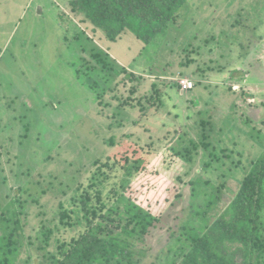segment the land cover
Returning a JSON list of instances; mask_svg holds the SVG:
<instances>
[{
    "label": "rangeland",
    "instance_id": "1",
    "mask_svg": "<svg viewBox=\"0 0 264 264\" xmlns=\"http://www.w3.org/2000/svg\"><path fill=\"white\" fill-rule=\"evenodd\" d=\"M67 1L0 0V204L32 180L50 182L41 202L47 220L55 219L94 161L115 154L131 135L152 164L166 166L161 174L169 182L186 172L177 183L180 203L148 239L144 264H154L172 227L201 201L198 178L241 180L263 153L264 0H188L149 44L130 31L109 41ZM185 79L195 86L180 91ZM153 84L160 101L144 116L138 100L156 95ZM128 98L134 105H125ZM191 140L199 142L193 163L181 157ZM225 193L223 208L232 196ZM39 210L32 208L27 228L34 236ZM32 255L19 264H43Z\"/></svg>",
    "mask_w": 264,
    "mask_h": 264
},
{
    "label": "trees",
    "instance_id": "2",
    "mask_svg": "<svg viewBox=\"0 0 264 264\" xmlns=\"http://www.w3.org/2000/svg\"><path fill=\"white\" fill-rule=\"evenodd\" d=\"M187 2L68 0L67 7L111 42L130 31L149 44L176 20ZM62 17L60 13L61 22ZM153 87L156 95L138 100L144 116L160 101V89ZM130 101L128 98L125 105ZM130 140L131 135H125L115 154L94 161L86 182L75 186L69 199L59 202L53 220H47V205L41 202L53 189L50 182L32 180L7 204H0V264H19L24 254L30 261L33 253L43 264H144L149 237L181 201L177 183H185L186 172L174 174L175 184L169 182L164 178L166 166L152 164L144 156L145 148ZM189 146L181 157L193 163L199 156V142L191 140ZM198 179L205 183L201 201L188 219L172 227L154 264H264V147L241 180L217 185L205 177ZM189 185L193 191L196 182ZM225 192L232 196L223 208ZM34 207L41 208L36 214L39 226L35 236L27 232ZM68 229L76 233L66 237L62 231Z\"/></svg>",
    "mask_w": 264,
    "mask_h": 264
},
{
    "label": "built area",
    "instance_id": "3",
    "mask_svg": "<svg viewBox=\"0 0 264 264\" xmlns=\"http://www.w3.org/2000/svg\"><path fill=\"white\" fill-rule=\"evenodd\" d=\"M179 85H180V87H181V91H188V90H191V89H193L194 86H195L194 82H191V81H189V80H187V79H185V80H181V81L179 82Z\"/></svg>",
    "mask_w": 264,
    "mask_h": 264
}]
</instances>
